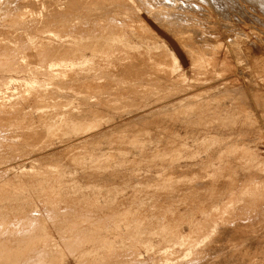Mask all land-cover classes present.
<instances>
[{"label": "rangeland", "instance_id": "rangeland-1", "mask_svg": "<svg viewBox=\"0 0 264 264\" xmlns=\"http://www.w3.org/2000/svg\"><path fill=\"white\" fill-rule=\"evenodd\" d=\"M96 1L102 5L99 10H97L100 8L99 5L97 8L95 6V4L97 5ZM102 1L107 0H101V3L99 0H95V2L92 0V6L88 4L86 7L89 6L88 9L84 11L83 8L80 10L81 12H77V14L81 13L78 14L79 16L74 14L78 20L82 17L81 21L85 24L88 23L91 26L89 29L96 30V32H99L97 30L101 28L102 24L111 19V12L113 11L109 10L112 6L109 3L110 0L105 2L104 6ZM124 1L132 5V9L131 11L119 9V21H116V30L113 34L120 35L123 33L126 38L121 43L118 40L115 41L113 46L121 48L123 51L132 52L137 59L143 57L144 62L147 61V67L151 69L150 71L147 69L146 74H143L140 70L143 61L138 62L136 67H134V63L130 64V69L126 74H118L112 64L104 61L100 65V62L89 61L86 63L88 65H85L86 67L60 66L61 69L66 67L68 69H65L66 74L69 71L68 74L72 77L61 74L58 77L47 79L42 73L43 67L39 65L42 68L36 74L40 75V72L44 78L34 75L36 81L38 79L41 81H38L40 84L44 81L45 88L50 82L54 87L50 92L51 86H48L47 89L50 93L47 92L45 100L37 99L31 103L32 107L40 106L44 110L43 116L38 118L37 114L32 123V128L37 132L36 137L38 139L50 141L53 137H60L64 131L68 130L69 127L66 124L68 118L62 123L59 122L62 115L67 117L73 114L78 118H84L85 124L90 122L98 124L102 133L98 138L97 145L99 147L96 144L89 147L96 151L95 153H98L101 158L98 168L101 177L98 180L83 178L75 182L77 183L75 185L79 184L77 187L81 185L84 195L83 201H98L99 208L106 209L99 215L92 216L90 232L81 233V237H77V239L72 237L68 244H60L57 235L60 231L56 232V228H52L49 236H46L38 230L39 223L33 230V241L43 247L48 245L52 239L57 241L56 243H59L60 248L56 251L58 254H56L52 264H63L66 260L74 264L75 259L89 246L86 240H95L99 237L100 218L113 216L114 218L126 219V221H121V228L124 224L123 227L128 230L126 226L130 225L129 220L139 218L133 212L139 211L142 208L141 203H145L147 211L155 212V217L160 222L154 230L150 232L148 230L145 233L147 240L145 247L140 245L143 238L138 232H125V229L122 228L123 239L125 241L131 240L134 246L141 250L138 256L140 260L143 258L144 260L141 261L144 262L140 263L139 260L138 264H193L196 261L190 260L193 251L195 252L194 259L197 256L199 259L201 258L200 263L196 261L197 264L209 263L211 260L215 262H213L214 264H222L224 255H221L222 258L221 256L219 258V256L207 257L204 255L206 260L203 255H200L204 252V248L202 249L201 246L205 247L207 243H201L203 245L199 243L200 247H198V244L195 246L192 242L180 241V238L199 240L213 223H216L214 225L218 228H215L216 230L211 233L212 235L209 234V243L214 244L218 250L225 246L226 251H231L241 259L239 263V259L236 258L239 264H264V230L262 225L264 221H259L262 219L260 215L257 221V214L260 211V206H263L264 199L260 197V203H258L259 197L257 196L256 204L258 206L255 207L256 204H254V207H250L251 209L249 206L247 207V202H244L247 200L249 203L250 199L240 200L241 195L250 196L249 193L254 194L255 192L262 194L264 190V95L262 94L264 93V79L261 78L264 74V0H236L239 2L237 7H233L227 0H175L179 5L190 4L191 7L188 9L177 8L173 5L172 0H168L158 2L149 12L138 10L135 0ZM107 4L111 5H108V8L110 7L107 9L108 12L105 10ZM93 5L94 9L92 8ZM219 8L227 13L228 19L221 18L216 14ZM25 10L27 12H24L25 14L31 13L30 17L34 13L29 8ZM86 10H90L92 13L86 12ZM102 10L105 12L102 13ZM166 13L174 14L181 19L178 21L179 27H173L166 20H161ZM25 14L23 17L26 16V20L29 15ZM35 14L40 15L37 12ZM35 14L32 18L36 16ZM73 16L70 17L72 22L70 18L69 21L74 25L76 18ZM141 16L146 18L145 21L148 22V25L139 21ZM186 16L198 23L188 26L183 22L187 19ZM83 17L89 18L90 21L87 22V19L85 20ZM159 20L163 21L164 24H160L163 22ZM81 21L80 23H82ZM77 23L79 22L77 21ZM77 23L75 26L78 25ZM83 23L81 25L85 26ZM88 24L86 27H89ZM37 26L39 27V25ZM94 26L100 27L96 29ZM52 27L54 31H58L54 26ZM87 29L86 31L90 32ZM17 31L18 33L19 31L22 32V29ZM60 33V36L66 34L67 37L58 36L57 39L52 34L53 38H51L55 39V41L52 40L53 42L50 41L52 46L54 42L57 45L58 41H60L58 46L63 45L64 38L71 40L74 36L69 30H62ZM84 44H88V42L85 41ZM214 44L217 45L212 47ZM246 45L248 47L250 45V47L248 48ZM254 45H257L258 51H260L259 58H257L258 55L254 49L256 46ZM214 47H216L215 50L212 49ZM94 50L93 47H88L87 52L85 49V55L87 54L86 56L90 58L91 53H93L95 55L93 59H95L101 52L95 53ZM244 50L248 52L245 54ZM210 53L213 55L211 56ZM247 53L253 57H249ZM71 59L74 61L73 58ZM39 64L42 63L39 62ZM44 64L46 63L42 65ZM79 67L82 68L83 72L79 71ZM92 67L94 71L98 70L96 72L92 70L90 73L89 70L84 71L89 68L91 70ZM86 72L85 77L83 73ZM80 73L84 77L73 78L74 76H81ZM37 77L40 78L37 79ZM77 81L79 83H76ZM38 82L36 85L33 84L35 87L33 86L32 90L36 91L41 88L40 86L37 87ZM45 82L48 83H46L47 86H45ZM23 83L26 82L21 79L6 83L0 90V104L7 105L15 101L17 95H24V88L21 87ZM168 83L173 86L171 84L169 86ZM232 84L239 88H236L238 91L233 90L231 93L227 90ZM169 88L171 91L173 90L172 94L177 93L178 96L182 97H179L180 101H173L178 96L169 94ZM185 88L186 90L188 88L186 92L184 91ZM168 91L169 93H167ZM29 92L30 96L28 94L25 96V98L30 97L28 98L29 101L25 98L22 99L27 103L32 99L31 91ZM165 93L173 100H170L168 96L166 98L165 95L167 94ZM168 101L170 102L167 103ZM25 102L22 104L26 105ZM158 102H161L163 107ZM35 112L37 113L38 110ZM136 119H141V122ZM135 120L138 122L133 123ZM52 124L55 125L49 130L48 128ZM110 127L114 129L107 130ZM137 130L147 133L134 137L136 141H130L129 132L134 131L133 133H135ZM12 145L19 147L21 143L16 141ZM167 145L171 146L170 150H165ZM96 146L100 148V151ZM66 157L62 159L61 156H57L45 164H40L38 161L25 163L21 168L13 169L3 173V175H22L32 171L39 173V177L46 179L49 177L47 173L53 170L62 173L67 169L56 166L60 161H69L67 159L70 156L67 159ZM49 165L55 166V168ZM0 177V185L4 183L0 191H5V195L20 194L15 202L19 207L13 206L14 209H24L23 207H29L26 205L32 204H38L39 207L42 206V203L46 204V201L38 196L41 188L60 192V189L52 184L32 186L25 182L26 179L21 180L24 181L23 183L16 184L13 179L3 181L4 178ZM70 183L72 182H68L69 185H66L69 190L72 186ZM77 187L74 193L81 198V191ZM45 193L50 194L51 192L45 190ZM72 194L73 192L70 193V195ZM86 195L89 196L86 197ZM189 196H193L194 199H190ZM4 200L7 202L4 198L1 199V203ZM38 206L37 209L41 212L43 206L40 208ZM255 208H258V212H255ZM25 210L27 209L25 208ZM118 210L127 211V213L118 215ZM199 210L203 211L199 212ZM234 210L235 212H233ZM165 212L166 214H163ZM245 212L247 214H244ZM13 213L5 217L3 230L11 222ZM251 215L253 219L250 220ZM149 217L151 216L149 215ZM193 219H196L197 222H193ZM42 220H45L46 225L51 226L50 221L44 218V215L39 217L36 222ZM32 221L22 220L21 223L28 224ZM251 221H253L252 224H250ZM246 223L251 227L256 223L255 226L258 228L261 225L263 232L253 226L250 233L249 230L247 231L249 227ZM161 225L165 228L161 229L159 227ZM224 225L226 228L230 227V230L226 232L227 234H222L223 230H219ZM231 227H234L233 230ZM191 228H195V230L189 231ZM247 234L252 240L249 238L247 241ZM232 236L233 238H231ZM239 236L244 240L246 239V242L243 240L240 242ZM253 236H257V238L255 237L257 241L254 239L259 242L257 246L255 245L256 247L253 245L254 242L252 243L254 241ZM17 240L14 234L0 235V262L3 261L2 264H9L14 260V254L19 251L20 246ZM7 241L14 243L6 246L5 242ZM242 243L243 245L247 243L251 249L245 248L246 244L242 246ZM188 248L191 249L189 254L186 251ZM149 258H152L150 262L148 261ZM218 259H221L222 263ZM188 260L191 263H188ZM216 261L220 263H216ZM12 264H16V262ZM106 264L123 263L110 260Z\"/></svg>", "mask_w": 264, "mask_h": 264}, {"label": "bare ground", "instance_id": "bare-ground-1", "mask_svg": "<svg viewBox=\"0 0 264 264\" xmlns=\"http://www.w3.org/2000/svg\"><path fill=\"white\" fill-rule=\"evenodd\" d=\"M56 1H54V0H0V90L2 89V87L6 83L11 82V81H15L17 79H21L23 82H26V83H23L21 85V87L24 88V90H23L24 95H17L15 97L16 100L13 101L12 103H8L7 105L6 104L3 105L2 103L0 104V176H2L4 178L3 181H5L6 179H13V181L16 184L23 183L24 181H21V180L26 179L25 182L30 183L32 186L33 185H40V184H44V185H51L52 184V185L57 186L60 189V192H54L53 189H49V188L48 189H42L41 188V191L38 192V196L40 198L44 199V201H46V204L40 203L43 206V209H41L42 210L41 212L37 209L38 204L26 205L29 207H23L24 209H21V208L14 209L13 206L14 207L18 206L15 202L18 200V198H19L18 195H20V194L17 195L16 193H10L9 195H7V194L5 195V191H2V190L0 191V203H1V199L5 198L7 200V202H5V200H4V202L0 204V235H3L5 233L14 234V235H16V238L18 239L17 242L20 245L19 251L14 254V260L12 262H10L9 264H12L14 262H16V264H52L53 263V261L55 260L56 254H58L56 251H58L60 248L59 243H56L57 241L55 242L52 239L48 245L43 247L41 244L34 242L33 241V230H34L37 223L40 224V227L38 228V230L42 231L46 236H49V233L51 232L52 228H56L57 229L56 232L60 231L57 233V235L60 239V244L61 243L62 244H68L69 242H71L70 239L72 237L77 239V237H79V238L81 237V233L90 232L91 231L90 219L92 218V216L99 215L100 213H102V211H104V209H106V208L100 209L98 206V201H94V202L83 201L82 198H84V195L82 194L83 193L82 187H81V185H80V187H77L79 184L77 186L75 185V184H77L75 182L82 180L83 178H86V179L92 178V179L98 180L101 177L99 175V172H98V168H99L101 158L99 157L98 153H95L96 151H93V149H91L89 147L91 145H95V144L97 145V143L99 142L98 138L101 136L102 133H101L100 128L98 127V124L93 123V122L85 124L84 118H81V117L78 118V117L74 116L73 114H71L70 116H67V117L65 115H62L59 122L62 123L66 118H68L69 120H68V123H66V124L68 125L69 129L64 131L60 137H57V138L53 137V139L50 141L38 139L36 137L37 132H35L32 128V123H33L34 118L36 117L37 114H38L37 115L38 118H41L43 116L44 110H42L40 106L32 107L31 103L37 99L45 100L47 98L46 95L48 93H50L54 87H53V84L49 80H47L50 83L48 84L47 82H45V86H47V84H48V86L49 85L51 86V88H49L50 92H48V89H47L48 86H47V88L44 87V81H43V83L40 84L39 82H41V81L38 79L40 77H37V79L39 81L38 82L35 80L36 77L34 75H37L36 73H38V71H40L41 70L40 68H42V67H43L42 73L45 75V78H47V79H49V77H51V79L58 77L61 74L63 76L70 75V74H68L69 71L66 74L65 71L68 70V69H66V67H65V69H66L65 70V69H61L60 66H70V68H72L75 65L77 67L78 66L82 67V66H85L86 63L89 61L90 62L94 61L97 63L100 62L99 65L103 61L106 63L112 64L116 68L118 74H126L130 69V64L134 63V67H136L137 63L142 62V61H143V64L140 67V70L143 72V74L146 72L147 69H149L148 71L151 70L150 68L147 67V65H148L147 61L144 62L143 57L137 59L134 57V54L132 52L123 51V49L115 48L113 46L115 41L118 40L121 43L123 41V39L126 38V36L123 35V33H121L120 35H114L113 34V32L116 30V21H119L118 20V14H119L118 11H119V9L131 11L132 5L125 3L124 0H110L112 3L110 1H109V3L112 6H114L113 7L114 9L112 8V6L110 4H107V6H105V7H107L105 10L108 12L107 9L110 8V7L108 8V5L111 6V9H109V10H113L111 12V19L108 20L107 22H105V24H102V25L99 24V25H101L100 29L102 30V32L100 33V29L97 30L99 32H96V30H93V29L90 30L89 28H91V26L88 23H86V24H88L87 26H89V27H86V24L81 21L82 17H80L79 18L80 20H78V18H76V16H75V15L79 16L78 14H81V13L77 14V12H79L83 8H84V11H85V9H88L89 6H88V8H86V7L88 4L90 5L92 3L91 2L92 0H61L59 2L57 1L58 4L56 3ZM99 1L101 3V0H99ZM160 1H168V0H135L136 8L138 10H142L145 12H149V10L153 9L154 6ZM227 1L230 4H232L233 7H237L239 4V2L236 0H227ZM94 2H95V0H94ZM96 2H97V5L95 4V6L97 8L99 3H98V1H96ZM105 2L107 3L108 0L104 1V2L102 1L103 6H104ZM172 3L175 7L180 8V9H188L191 7V5L187 4V3H183L182 5H179L175 0H172ZM100 5L98 6L100 8H98L97 10L102 8V5L101 6ZM90 6H92V4ZM26 8H29L31 10V12L33 10L34 11L33 14H35L37 12V13H40V15L38 14L39 16H37L35 14L37 17L35 16L34 18H32L33 14L31 17H30L31 13L25 14V13H27V12H25ZM92 8L94 9V5ZM96 8H95V10H96ZM30 10H29V12H30ZM90 10H88V11L90 12ZM225 10H227V9H225ZM88 11L86 10V12H88ZM95 12H97V11H95ZM101 12L103 13L105 11L102 10ZM90 13H92V11ZM24 14L29 15V17L31 19L27 16V19L25 20L26 16L23 17ZM72 14L73 15L75 14L74 15L76 18L75 23H77V21L80 23V21H81L83 24H85V26L81 25L82 23H80V25H79V23H77L78 25H76V26L74 23V25H73V23H71L72 18H70L71 16H73ZM105 14H107V13H105ZM216 14L218 16H220L221 18L228 19L226 17L227 13L224 10H221L220 8L216 11ZM74 16H73V18H74ZM80 16H82V15H80ZM28 18H29V20H28ZM69 18L71 19L70 20L71 22L69 21ZM83 18L85 19V17H83ZM186 18L187 19L183 20V22L185 24H187L188 26H191L193 24L198 23V22L194 21L193 19L189 18L188 16H186ZM88 19L86 20L87 22L90 21ZM145 20H146V18L144 16H141L139 19V21L141 23L148 25V22ZM161 20H166V22L169 25H172L173 27H179L180 23L178 21H181V19L179 17L175 16L174 14H169V13H166L165 15H163ZM156 21H154V22H156ZM160 22H163V21H160ZM39 23H41L43 25H41ZM240 23H243V22H240ZM91 24H92V22H91ZM160 24H164V22L160 23ZM37 25H39V27ZM169 25H167V26H169ZM52 26H54L58 31H56V30L54 31V28ZM98 27H100V26H98ZM98 27H95V28L98 29ZM86 28H88L87 30H90V32H87ZM18 29H22V32L19 31V33H18V31H17ZM62 30H69L74 34V36L72 37L71 40L62 38L64 40V42H63V45L60 44V46H58V43H60V41H58L57 45H55L56 42H54L53 44L55 46L53 45L54 46L53 47L52 43H50V41L51 42L55 41V39H52L53 38L52 34L54 37H56L58 39V36H60V34H61L60 31H62ZM53 31H54V33H53ZM55 33L56 34L59 33V34L56 35ZM98 33H100V34L97 35ZM224 34H226V33H224ZM227 34H228V32H227ZM230 35H231V33H230ZM62 36H66V34H62ZM62 36H60V37H62ZM223 37H225V35ZM59 39L61 40V38H59ZM85 41H87L88 44H84ZM216 45L214 44V45H212V47L216 46ZM90 46L95 49L94 50L95 53L101 52V54L98 55L95 59H93V57L95 55L93 53H91L92 51L90 52L92 57L90 56V58H88V56H86L87 54L85 55V49L87 52L88 47H90ZM246 46H244V47H246ZM254 46H256L254 49L258 55L257 58H259L260 57L259 56L260 51H258L257 45H254ZM249 47H250V45H249ZM215 48L216 47H214L212 49L215 50ZM244 51H245L244 53L246 54V52H248L249 49H248V51L247 50H244ZM90 53H89V55H90ZM213 53H215V52L213 51ZM249 53H247L248 56H249ZM212 55L213 54H211V56ZM248 56H247V58L253 57V56H249V57ZM71 58H73L74 61ZM254 58H256V57H254ZM101 59H103V60H101ZM209 61H211L210 58H209ZM39 62L42 64L43 63H46V64H44L45 66L42 64L40 65ZM252 62L254 63V60ZM255 64L257 66L258 60L255 62ZM38 65L42 66V67H39ZM86 66H88V65H86ZM55 67H56V69H55ZM67 68H69V67H67ZM81 69L82 68H80L79 71ZM83 69H84V67H83ZM92 70H93V72H96L98 69L96 71H94V69L92 67L91 70L89 68V69L84 70V71H88L90 73V72H92ZM79 71H78V74H79ZM81 72H83V71L81 70ZM39 74L40 75H37V76H41V77L43 76V74L41 75L40 72H39ZM83 74L85 75V74H87V72L83 73ZM80 75H81V73H80ZM82 76L83 75L74 76L73 78H79ZM85 77H86V75H85ZM263 77H264V74H263V76H261V78L264 79ZM43 78H44V76H43ZM35 81L38 82L37 87H39V86L41 87L39 89L37 88L38 90H36V91L32 90L33 89L32 87L33 86L35 87V85H36ZM45 81H46V79H45ZM170 81H172V79H170ZM34 83H35V85H33ZM76 83H79V81H77ZM260 83H263V82H260ZM42 84H43V87H42ZM168 84H166V85L168 86ZM170 84H169V86H170ZM223 85H225V84H223ZM167 86H166V89H167ZM164 87H165V84H164ZM221 87H224V86H221ZM236 88L237 87L232 84L230 88H227V90L229 92L233 93V90L238 91V90H236ZM261 88H263V87H261ZM237 89H239V88H237ZM187 90H188V88H187ZM187 90L185 88L184 91L186 92ZM29 91H31V94H32L31 98L32 99H30L31 101L27 103V101H29L28 98H30V97L25 98V96H28V95L30 96ZM172 91L170 89V93H169V91L167 93L172 94L171 93ZM258 91H260V90H258ZM167 93H165V94H167ZM238 94H239V92H238ZM262 94L264 95V93H262ZM175 95L178 96L177 93L172 94V96H175ZM166 96L169 97L168 94L165 95V97ZM179 97L180 96H178L177 98L175 97L176 99L174 98V100H173V98H170V97L169 98H170V100H173L176 102V101H180ZM189 97H191V96H189ZM24 98L27 99L26 102L24 100H22ZM180 98H182V97H180ZM166 100H165V102H166ZM21 101H24L26 103V105L22 104L24 102H21ZM154 102H155V100H154ZM162 102H164V101H162ZM169 102L170 101H168L167 103H169ZM158 103L161 105V102H158ZM167 103H164V104L166 105ZM161 106L163 107V105H161ZM161 106H160V108H162ZM35 110H38V112L36 113ZM142 110H145V109H142ZM141 119H143V118H141ZM144 119H146V118L144 117ZM136 120H139V119H136ZM136 120L133 123L138 122ZM140 120H139V122H141ZM145 121H144V124H145ZM54 125L55 124L50 125L48 129L50 130ZM132 125H136V124H132ZM113 129H114L113 127H110L107 130H113ZM133 132H131V131L129 132L130 136H131L130 141H132V140L136 141V139L134 137H136L137 135H140V134L147 133L146 131H138V130L135 131V133H133ZM2 140L5 142L6 141H8V142L5 143ZM16 141L21 143V145L19 147H13L12 144ZM97 146H96V148L99 150L100 148H98L99 146L98 147ZM93 148H95V147H93ZM170 148H171V146L167 145L165 150H170ZM57 156H61L62 159L65 158L66 156H67L66 157V159H67L70 156V158L67 159L69 161H67V162H65V160H64V162L60 161L56 165V166L67 168V169L65 171H63L62 173H57L56 171L53 170L50 173H47L49 175V177L46 179L39 177V173H33L32 171H29V172L24 173L22 175H11V176L10 175H3V173H7L13 169L21 168L23 165H25V163H32V162L38 161L40 164H45L51 158H54ZM49 166L52 168H55V166H52V165H49ZM90 168H91V170H88ZM255 179H257V178H255ZM1 181H2V179H1ZM68 182H72V183H70V184H72V186L70 187V190L68 187H66V185H69V184H67ZM3 184L4 183H2L0 185V188L3 186ZM73 184L75 185V187ZM76 187H77V189L79 188L78 190L81 191V193H80L81 198L78 194L74 193ZM43 190H44V192H43ZM45 190H49L51 193L46 194ZM72 192H73V194L70 195V193H72ZM252 192H253V190H252ZM255 193L254 194L249 193L250 196H248V195H246V196L241 195L240 196V200L241 199L244 200L247 198L250 199L249 203L247 200H244L245 203L247 202V207L249 206V209H251L250 208L251 206L254 207V204H256L257 202L260 203V197L262 199H264V190H263L262 194H258V193L255 194ZM23 194H21V195H23ZM87 196H89V195H86V197ZM257 196L259 197V199ZM189 197H190V199H194L193 196H189ZM256 198L258 199L257 202H256ZM54 200H56V201H54ZM242 201L240 202V204L242 203ZM228 203L229 202H227V204ZM126 205H129V204H126ZM262 205L263 206H260V204H259V206H260L259 213L260 214L256 213L258 215L257 221L259 220V215L263 219L264 201L262 202ZM42 206H40V207H42ZM141 206H142V208L139 211L133 212V214L136 216L138 215L139 218L129 220V222H130L129 226L130 227L127 224H126L127 226L125 225L128 230H126L125 227H123L124 224H123L122 228L125 229V232H128V231L138 232L141 235V237L143 238V240L141 241L142 244H140V245L145 247V244L147 242V240L145 238L146 237L145 233L148 230H149V232L154 230L155 227H157V224H160V222H159L158 218L155 217V212H152V211L148 212L147 211L145 203H141ZM242 206H244V205L242 204ZM256 206H258V204H256L255 207ZM20 207H22V206H20ZM25 208L27 210H25ZM258 208H255L257 210V211L255 210V212H258ZM261 208H263L262 209L263 211L261 210ZM252 210H253V208H252ZM201 211H203V210H199V212H201ZM12 212H14L13 213L14 215H11V216H13L11 222L7 225L6 229L3 230L5 217L12 214ZM233 212H235V210ZM247 212H245L244 214H247ZM249 212L251 213V211H249ZM126 213H127V211H122V210L117 211L118 215H123ZM252 213H254V212H252ZM22 214H24V215H22ZM163 214H166V212ZM43 215H44V218H46L50 221L51 226H53V227L46 225L45 220H42L40 222H36L37 220H39V217H42ZM149 215L151 217H149ZM248 215H250V214H248ZM257 215H256V217H257ZM251 218H252V215L250 217V220H251ZM253 218L255 220L254 214H253ZM262 219H260L259 221H264V219L263 220ZM22 220H33V221L28 223V224H23V223H21ZM122 220L126 221V219L114 218L113 216L100 218V221H99L100 226L98 228L99 233H100L99 237L95 240H92V239L86 240V242L89 246L83 250L82 254L77 259H75L74 264H106V262H108L110 260H113L115 262H122L123 264H134L135 262L137 263L140 260L138 255H140L139 253H141V250L139 248H136L131 240L125 241L123 239L124 235L122 233V228H121V225H122L121 221ZM193 222H197L196 219H193ZM247 222H249V221L247 220ZM252 223H253V221H251L250 224H252ZM214 224H216V223H213L211 226H209L207 232L202 237H200L199 240H192V239L189 240V238L188 239L187 238H180V241L181 242L189 241V242H192L195 246L198 244V247H200L199 243L201 244V243L205 242V244L207 243V245H205V247L201 246L202 249L204 248L203 249L204 252L203 251L202 252L205 254H203V253L200 254L201 253L200 250H202V249L198 250L200 253L198 251H196L200 255H203V256L205 255L207 257L208 256H210V257L211 256L212 257L219 256V258L221 255H224L223 263H222L221 259H218L219 261L221 260L222 264H236L237 263L236 258H238V257L235 254H233L231 251H229V252L226 251L225 246H223V249L218 250V248L214 244L209 243V237H208L209 234H211L212 232H214V230H216L218 228ZM255 224L253 226H255ZM257 224H259V222ZM246 225H247V223H246ZM246 225H244V226L246 227ZM248 225H247V227H249V229H247V228L246 229H247V231L248 230L250 231V229H252L253 226L251 227V225L250 226H248ZM262 225H263V230H264V224H262ZM260 226L261 225H259V228L257 226H255V229L258 228L259 230H262V228ZM10 227H11V230H10ZM159 227L161 229L165 228V226H163V225H161ZM220 228H219V230H221V231L223 230L222 234H224L230 230L229 229L230 227L226 228V225H224L222 229H220ZM233 228H232V230H233ZM194 230H195V228L189 229V231H194ZM263 230H262V232H263ZM244 231H246L245 228H244ZM250 233H251V231H250ZM111 234H113V235H111ZM177 237L179 238V236H177ZM255 237L257 238V236H255ZM255 237L253 236V239ZM118 238H120L121 240ZM231 238H233V236ZM239 238H241V236H239L238 239ZM247 238H248L247 241H249V238L252 240V238L249 237V235ZM255 239H254V241H252V243L254 242L253 245L257 246V243H259V242H256L257 239H256V241H255ZM242 240L244 242H246V239L244 240L243 238L240 239V242H242ZM13 243L14 242L7 241V242H5V245L9 246V245H13ZM245 244H244L245 248H247L248 245H247V243H245ZM201 245H203V244H201ZM244 245L242 243V246H244ZM196 248H194V250ZM249 249H251V248H249ZM146 250H148V249H146ZM189 250L191 251L190 248H188L186 250L187 254H189L188 253ZM205 250H207V251L205 252ZM145 253H147V252L145 251ZM192 253H193L191 255L192 259L190 258V260L191 261L196 260L197 262L200 263L201 258L199 259L198 258L199 256H197L194 259L193 255L195 252L193 251ZM147 255H148V253H147ZM148 256H150V255H148ZM186 256H188V255H186ZM188 257H190V256H188ZM200 257H202V256H200ZM221 258H222V256H221ZM240 258H242V257H240ZM151 259L149 258L148 261L150 262ZM209 259H211V258H209ZM141 260L139 262L143 263L144 261H141ZM205 260H206V257H205ZM240 260L241 259H239V261H238L239 263H240ZM196 261H194V262L192 261L193 264L196 263ZM217 261H216V263H220ZM2 262H0V264H2ZM202 262H205V261H202ZM211 262H212V264L215 263L212 260H211ZM211 262L209 261V263L206 262L204 264H211ZM188 263H191V262H189V260H188ZM239 263H237V264H239ZM63 264H72V263L70 261L66 260ZM145 264H148V263H145Z\"/></svg>", "mask_w": 264, "mask_h": 264}]
</instances>
